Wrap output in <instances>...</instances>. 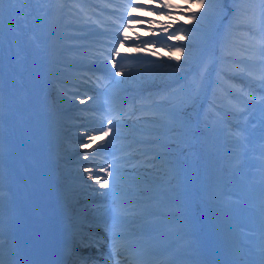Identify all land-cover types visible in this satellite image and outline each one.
I'll return each mask as SVG.
<instances>
[{
	"label": "bare ground",
	"instance_id": "obj_1",
	"mask_svg": "<svg viewBox=\"0 0 264 264\" xmlns=\"http://www.w3.org/2000/svg\"><path fill=\"white\" fill-rule=\"evenodd\" d=\"M118 2L116 0H112V2ZM160 1V4H159ZM223 0H205V7L204 8H196L195 6L191 7L193 10H207L212 5H217L218 3H222ZM166 0H137V3L133 0L130 1L131 4H128V8H131L132 11H128L127 15L124 17L126 20L127 18H132L136 15L142 14L141 21H124V26H126L127 31H123L119 34V37L112 40L113 50L118 49V55L124 54L126 57H141L143 60H156V65H148L145 66L143 63H133L132 66L126 70L122 71L120 75H115L114 83L112 85V90L116 91V93H121L123 98L129 99H136V103L134 105V111L131 112L130 119L124 121L123 123H116L113 122V131L110 132V135L119 134L122 135L125 132L129 133L130 136H134L136 140H149L153 138L155 133H163L165 132L166 128H173L176 132L183 128V124L181 121H176L170 123V120L173 118L174 115L177 114L178 109L184 107V102L179 103L176 107L166 110H160V105H165L170 103L171 101H163L161 100V91L157 86H161L162 84H168L172 80H175L176 76H181L182 70L179 66L183 63L192 65L194 63V59L189 56V50H184L182 53H175V49H171L169 46H165V41L167 35L172 34L175 32L179 27L185 26L186 29L196 28L198 23L195 24L193 22H189L187 19V9L183 10L182 15H175L171 13V18L168 17L167 11L165 8H162ZM170 3L171 0H168ZM139 3H143V10L149 11H138L136 8ZM26 2L25 0H15V5L11 9H7L6 6L3 8L4 4L0 6V28L3 25V21L6 18H9L13 21V25L15 27L23 20V12L25 8ZM126 14V13H125ZM20 17V18H19ZM171 24L172 27L168 29L167 32L163 31V26ZM36 23L34 22V26L32 22H30L29 32L33 35H38L35 32ZM149 29L151 31H149ZM187 36L185 40H173L175 43L181 42H188L190 44L194 43V35L192 33H183ZM61 37V33L58 32L57 39ZM127 37L125 40L124 38ZM154 37H158L157 40H160V43H149L147 48L144 50L141 48V44L144 40L148 41ZM123 40L124 43L120 44L117 41ZM29 41V46L31 49H34L32 41ZM55 55L52 57V62L50 64V72H52V79L54 80V89L57 90L60 85L62 84L61 77L64 75L63 70L60 68V61L59 55H57L60 51V45L56 40L53 45ZM188 49V48H187ZM115 52V51H114ZM60 54V53H59ZM115 55L116 52H115ZM123 58V59H124ZM185 60V61H183ZM9 59L5 57V62H8ZM14 62L16 66L10 71V76L13 78L14 76L17 77L16 81L20 85L22 89H26L29 87V82H32L33 76V64L28 59L22 57L19 58V55L16 54ZM104 69L109 70L110 66L107 64H103ZM112 73H115L113 71ZM247 82H251V84L259 85V83L255 80L249 79L245 77ZM117 81H122L121 83H117ZM211 84V77L207 86ZM47 88L45 87L44 90L46 94L52 95V99H55L54 108L56 116L59 119L61 125H70L71 127H75L76 132L72 133L71 140L68 141L66 149L69 147H74L70 153L80 150H88L91 151V148H101L104 146V142L101 137H97L96 140L88 146V148H82L81 143L86 142V135L84 132V127L86 125V121L88 118L92 119L91 123H94L93 115L95 113L92 112L89 104L90 97L88 92L93 89L90 84H84L81 86L79 90H75V96L72 97L70 100L60 99L56 96V92L53 90V86L49 83H46ZM73 91V90H70ZM210 88L206 89V92H209ZM208 94V93H207ZM38 97L41 95L38 93L36 94ZM206 96V95H205ZM204 96V97H205ZM113 99V97L111 98ZM83 101V103L81 102ZM203 104V102H202ZM1 105V103H0ZM68 108H70V112H67ZM151 110L150 112H148ZM166 112L165 116L160 117V112ZM73 116L74 120L70 121V117ZM81 128V133L80 132ZM194 127L189 128L188 130L192 131ZM203 131L197 134L199 138ZM60 134L62 136H67V134L61 129ZM69 134V133H68ZM187 135L182 134L180 135L177 133L174 136L176 141L185 140L188 144L190 142L186 139ZM135 140V141H136ZM146 149L144 145L139 147V150L136 152L139 154L141 150ZM82 156L80 159H84ZM92 173L94 175L100 176L101 172L95 168H91ZM142 172L136 171L135 174L144 178L145 180H150L157 175V167L148 165L147 168H142ZM75 175L79 176V182L74 183L73 190H78V192H83L81 196L77 197L74 195L75 202L77 204L74 206L77 209L82 207H87L88 199L92 197L91 202H93L94 198L97 196L99 199H106L107 201L110 200L108 194L102 195V193H107L104 188H100L98 184L95 183L94 180H88L87 176L88 173L84 171V167L75 171ZM154 180H156L154 178ZM137 180L132 181L131 183H136ZM84 188V189H82ZM90 191V194L87 195L86 191ZM6 200L3 196L0 197V204H5ZM108 209H104L103 212H106ZM87 248L86 250H89ZM96 249L93 247L91 251H95ZM97 252V251H96ZM91 252H88L90 254Z\"/></svg>",
	"mask_w": 264,
	"mask_h": 264
},
{
	"label": "snow or ice",
	"instance_id": "obj_2",
	"mask_svg": "<svg viewBox=\"0 0 264 264\" xmlns=\"http://www.w3.org/2000/svg\"><path fill=\"white\" fill-rule=\"evenodd\" d=\"M14 0H0V6H2L5 3H13ZM151 2V0H150ZM261 4H264V0H260ZM190 3L192 5H194L196 8H204L205 5V0H190ZM163 7L165 8H171L172 5L171 4H164ZM183 11V10H182ZM188 12L192 11V8L189 7L187 9ZM166 15H168L169 18H171V13H167ZM189 19V22H192L193 20L196 19H203V17H197L195 14L187 17ZM172 27L171 24L169 25H165L163 26V31L167 32L168 29H170ZM124 31H127V29L125 28ZM149 31H151L149 29ZM191 31H193L192 29H186V28H178L175 32H173L170 35H167L166 40H185L187 38L186 35H184L183 33H190ZM125 40L127 39V37L124 38ZM120 44H123L124 41L123 40H118L117 41ZM149 43H160V41H145L144 45L147 46V44ZM171 48V46H169ZM116 52V54L118 55V49L114 50ZM184 51V48L176 46L175 47V53L179 54L182 53ZM113 64V67L115 68L116 62L115 61H111ZM121 71L120 69H117V71L115 73H113V75H120ZM122 81H117V83H121ZM83 103V101H81ZM107 124L111 125L112 127H115L116 125H113V121L111 119L107 120ZM112 127H109L108 129H104L103 127L99 130V134H103L105 137H107L109 135V133L112 131ZM96 135H87L86 137V142H82L81 143V147L82 148H88V146L90 144H92L95 140H96ZM85 160L89 159V156L86 154L83 157ZM111 167V166H109ZM84 171L86 173H88L87 179L88 180H94L96 184L99 185L100 188H104V189H115L117 187V180L116 178L118 177L119 173L118 172H112L109 171L108 168H104V167H100L99 171L103 172L105 175L104 176H97L94 175L92 173V169L90 166H85L84 167ZM107 193H102V195H106ZM123 211H129L128 209H124ZM125 218L122 215L121 212L114 210V215H113V229H120L123 228L125 226ZM123 238V235L121 232L119 231H114L113 234V240L115 241H119ZM0 264H4V262L2 260H0ZM117 264H119V262H117Z\"/></svg>",
	"mask_w": 264,
	"mask_h": 264
},
{
	"label": "rangeland",
	"instance_id": "obj_3",
	"mask_svg": "<svg viewBox=\"0 0 264 264\" xmlns=\"http://www.w3.org/2000/svg\"><path fill=\"white\" fill-rule=\"evenodd\" d=\"M226 1V0H224ZM222 2V3H218L217 5H212V7H210L209 9L207 10H203V11H199V10H193L191 12H186L188 14L187 17L195 14L198 18L199 17H203V19H196V20H193L192 22L195 24L196 22L199 23V25H196L197 27L199 26L198 29L196 30H193L191 33L192 35H194V43L195 44H190L188 42H181L180 41V44L179 43H175L172 46V49H175L176 46H179V47H182L184 48V50H189V56L190 57H198V56H202L204 53H209L210 51L209 50H203V51H200L199 50V46L202 45V39L200 37V32L202 30L200 29H203V28H214L216 27V23H217V20L218 19H222L224 18L225 21L228 19V17H226L225 15L227 14V10H233V5H234V8L237 7V0H227L226 2ZM172 5L171 8H167L169 9L170 11H167V12H172L173 14H177V15H182V10L184 9H188L189 7H193L194 5H192L190 3V0H173L171 3ZM226 4V6L230 7L229 9L225 10L222 14H216L217 13V10L224 6ZM224 9V8H223ZM207 14H211L213 16H215L214 19H212L213 17H208ZM234 18L237 20V17L234 16ZM188 19V18H187ZM189 20V19H188ZM70 26L71 27H74V24L73 23H70ZM206 29V30H207ZM170 45V44H169ZM168 45V46H169ZM188 48V49H187ZM185 61V60H183ZM224 66L227 67V64L224 63Z\"/></svg>",
	"mask_w": 264,
	"mask_h": 264
}]
</instances>
